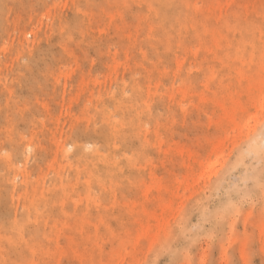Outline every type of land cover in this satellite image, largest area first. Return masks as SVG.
I'll return each instance as SVG.
<instances>
[{"label": "rangeland", "instance_id": "374dc122", "mask_svg": "<svg viewBox=\"0 0 264 264\" xmlns=\"http://www.w3.org/2000/svg\"><path fill=\"white\" fill-rule=\"evenodd\" d=\"M0 264H264V0H0Z\"/></svg>", "mask_w": 264, "mask_h": 264}, {"label": "bare ground", "instance_id": "6f19581e", "mask_svg": "<svg viewBox=\"0 0 264 264\" xmlns=\"http://www.w3.org/2000/svg\"><path fill=\"white\" fill-rule=\"evenodd\" d=\"M217 109H221L222 108V105L221 104H218L216 106ZM263 145V141H260V142H256V143H252L249 147L250 150L254 151V150H258L262 147Z\"/></svg>", "mask_w": 264, "mask_h": 264}]
</instances>
